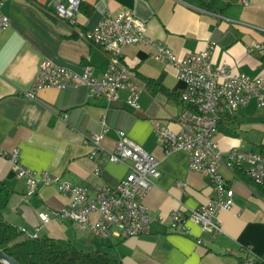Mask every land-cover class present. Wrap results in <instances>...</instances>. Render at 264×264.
Returning a JSON list of instances; mask_svg holds the SVG:
<instances>
[{
	"label": "crops",
	"instance_id": "crops-1",
	"mask_svg": "<svg viewBox=\"0 0 264 264\" xmlns=\"http://www.w3.org/2000/svg\"><path fill=\"white\" fill-rule=\"evenodd\" d=\"M80 1L75 24L57 19L49 0L5 3L11 23L0 28V144L4 149L20 147L24 165L48 169L87 186L93 196L98 185L116 186L129 172L127 161L110 159L117 130L124 129L160 160L161 175L143 199L155 220L146 234L101 236L89 226L55 216L54 210L69 201L57 184H42L27 195L15 166L0 156L3 217L18 228L38 229L39 236L63 238L79 250L105 253L123 264H238L243 246H250L253 257L264 260V185L246 179L243 167L231 169L223 164L219 168L235 190L233 207L219 214L223 232L205 230L194 222L189 233L169 228L173 210L200 206L216 192L208 175L189 167L187 151L167 154L157 140L156 122L180 128L183 102L179 96L185 84L174 64L153 56L154 45L141 41L122 47L125 62L146 86L137 107L128 104L125 90L119 100L109 102L104 96H90L85 85L42 88L34 98L26 94L46 58L79 72L89 61L94 74L101 77L108 55L76 30L92 28L104 12L124 8L146 21L148 37L180 56L215 41L212 59L216 64L264 76V0H215L213 7H205L200 0ZM150 79L173 94L154 90ZM103 116L110 128L92 156L95 145L85 138L102 130ZM216 139L223 150L238 146L262 151L264 109L251 99L220 121ZM45 213L48 220L43 219Z\"/></svg>",
	"mask_w": 264,
	"mask_h": 264
},
{
	"label": "built area",
	"instance_id": "built-area-1",
	"mask_svg": "<svg viewBox=\"0 0 264 264\" xmlns=\"http://www.w3.org/2000/svg\"><path fill=\"white\" fill-rule=\"evenodd\" d=\"M7 1L0 0L1 29L8 28L11 23L3 9ZM49 5L54 8L57 19L76 23L80 0H49ZM146 28V21L131 8H124L118 13L104 12L92 28L76 30L79 37L97 45L108 55L109 62L103 75L96 76L89 61L79 72L46 58L26 94L34 98L42 88L85 85L90 96H104L109 102L119 100L121 91L125 90L128 104L137 107L146 86L125 62L122 47L141 41L154 45L156 52L153 56L174 64L178 77L185 84L180 93L183 101L180 128L173 130L168 124L156 122L157 140L167 154L180 149L187 151L189 167L208 175L216 192L200 206L173 210L168 226L173 231L189 233L191 222H194L205 230L221 233L223 223L219 214L233 207L235 190L226 182L220 166L224 164L231 169L243 167L252 181L264 185V153L238 146L223 150L216 139L218 126L224 117L234 115L251 99L264 109V76H250L226 63L216 64L212 59L215 41L208 42L203 49L180 56L165 44L148 37ZM255 46L260 47L261 44L256 43ZM101 123L100 132L85 138L95 145L92 156L97 155L110 128L105 116ZM117 133V145L110 159L127 161L129 172L116 186L98 185L93 196L87 186L64 180L48 169L36 170L24 165L18 146L4 149L0 144V156L15 166L17 176L25 181L27 195L34 194L42 184H57L69 201L64 207L54 210L55 216L89 226L105 237L146 234L151 231L155 218L143 199L161 175L160 160L133 140L124 129H118ZM180 183L183 186L186 184L184 181ZM43 219L48 220L49 215L43 214ZM20 230L27 236H39L38 229L29 232L21 227ZM198 242H201L200 238ZM242 250L249 257L240 259L238 264H253L256 258L250 246H243Z\"/></svg>",
	"mask_w": 264,
	"mask_h": 264
},
{
	"label": "trees",
	"instance_id": "trees-1",
	"mask_svg": "<svg viewBox=\"0 0 264 264\" xmlns=\"http://www.w3.org/2000/svg\"><path fill=\"white\" fill-rule=\"evenodd\" d=\"M205 7H213L215 0H200ZM264 60V55L261 56ZM148 83L155 85V89L163 90L173 94L162 84L148 80ZM180 100L181 97L179 96ZM181 102H183L181 100ZM264 153V144L262 145ZM240 168L239 166L236 167ZM244 177L250 178L244 171ZM3 181L0 180V247L4 248L20 264H123L112 256L101 253L82 251L74 247L68 240L63 238L22 236L23 232L17 226L6 220L2 215L4 206L1 197ZM249 254L241 250L240 259L248 258ZM0 264H4L0 261ZM253 264H264L262 258H256Z\"/></svg>",
	"mask_w": 264,
	"mask_h": 264
},
{
	"label": "water",
	"instance_id": "water-1",
	"mask_svg": "<svg viewBox=\"0 0 264 264\" xmlns=\"http://www.w3.org/2000/svg\"><path fill=\"white\" fill-rule=\"evenodd\" d=\"M0 261L4 264H20L12 255H10L4 248L0 247Z\"/></svg>",
	"mask_w": 264,
	"mask_h": 264
}]
</instances>
